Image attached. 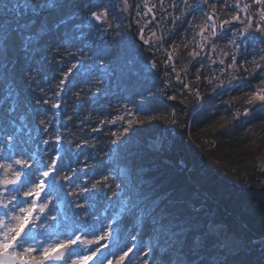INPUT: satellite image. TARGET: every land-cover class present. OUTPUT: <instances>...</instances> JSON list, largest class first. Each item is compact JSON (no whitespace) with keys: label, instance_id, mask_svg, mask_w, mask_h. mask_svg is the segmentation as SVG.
<instances>
[{"label":"snow or ice","instance_id":"1","mask_svg":"<svg viewBox=\"0 0 264 264\" xmlns=\"http://www.w3.org/2000/svg\"><path fill=\"white\" fill-rule=\"evenodd\" d=\"M142 4L147 7L146 0H0V126L18 131L17 123L31 122L41 115L37 108L49 104L57 110L54 117L59 116L62 95L72 92L68 87L72 77L86 85L73 93L74 103L87 99L103 116L91 131L104 133L108 126L119 125L100 149L102 157L96 151L99 137L73 140L58 128L54 136L38 142L47 147L33 153L27 141L13 143V133L7 134V151L13 147L17 151L8 155L0 144L4 161L0 162V264H95L113 241L123 243L109 253L116 264H264V219L256 230L248 223L219 219L211 203L217 193L183 160L171 159L173 129L152 121L177 124L176 112L172 110L169 120L151 115L157 109L145 107L158 93L148 90L145 96L136 91L141 64L138 50L126 39L131 25L123 23L130 10L139 18L137 25L153 8L161 19L168 17L172 27L167 34L157 36L149 29L145 35L156 14L137 29L143 45L159 51L158 44L177 34L189 16L194 22L197 17L192 14L199 12L205 26L195 25L200 30L193 40L197 36L200 40L190 50L191 58L197 60L205 48L215 51L214 41L227 29L231 49L224 55L229 67L243 69L247 75L239 79L251 88L249 76L264 84V0H158L147 12ZM218 4L224 17L217 15ZM50 53H63L74 62L64 67L69 62L50 60ZM170 61L171 53L166 67ZM54 62L60 76L56 91L45 98ZM147 63L152 70L157 68V60ZM218 63L223 65L224 60ZM200 67L205 65L200 62ZM171 68L175 71L174 63ZM176 79L182 88L189 87L179 76ZM232 87L230 78L213 91L228 92ZM130 93L140 101L130 99ZM248 104L245 116L257 107L264 110V88L254 90ZM91 119L92 112L81 124ZM38 122L47 133L52 121ZM144 124L154 130L137 127ZM65 159L67 164L61 167ZM100 264L113 260L106 256Z\"/></svg>","mask_w":264,"mask_h":264},{"label":"trees","instance_id":"2","mask_svg":"<svg viewBox=\"0 0 264 264\" xmlns=\"http://www.w3.org/2000/svg\"><path fill=\"white\" fill-rule=\"evenodd\" d=\"M224 13L225 10L221 11V13L219 12L218 15L224 17ZM125 17L126 19H124L123 23L125 26H128V16L126 13ZM226 32L229 33L228 30ZM132 33L133 31L130 28L126 34V39L130 46L134 45L135 49L138 50L141 64V75L136 91L143 93L145 96L148 95V90L158 93L155 97H149V102L145 103L146 108L157 109L151 115L157 117L164 115L171 120L170 114L172 110L174 109L176 112L175 119L178 122L177 124L169 123L168 125H163L159 120L152 121L153 125L173 129L172 139L175 147L170 153L171 159L178 161L179 152H182L187 168L192 167L194 175L200 178L201 176H207L203 178L206 182V187L217 193L216 198L211 203L213 205L212 210L219 219L226 222L248 223L254 230L258 229L262 219H264V187L260 183V177L253 172L252 166L255 162L264 159V110H260L257 107L249 116L243 115L245 109L250 108L248 101L251 99L254 89L247 87L242 92L237 93L233 87L232 93L235 94L234 97L224 100L216 99V94L206 88L204 77L198 82H192V87L204 94L206 99L190 119L189 131L191 138H193L191 143H193L190 144V141L187 143L181 142L179 146L177 134L183 122L184 112L196 110L198 103L191 96L185 97L182 106L176 100L168 98L184 93V88L175 80L177 75L163 63L157 64L155 70L148 67L147 62L153 60L156 50L149 49L146 45L140 46L137 44L132 38ZM178 45L179 47L175 49L176 52L181 53L180 57L186 59V50L182 48L181 42ZM70 50L74 51V49ZM53 57H55V61H60L61 59L67 60L69 63L63 65L64 67H69L70 63L74 62L72 57L65 56L63 53H50L48 58L51 60ZM158 65L160 69H158ZM59 76L60 69L54 62L49 69L48 79L46 80V84L50 85V87L46 88L49 96L56 91L55 85L58 83ZM249 79L252 86L264 88V84L259 82L258 77L253 78L249 76ZM169 80L171 84L168 83ZM71 81L68 87L72 89V92H65L62 95L59 116L54 117V113L57 110L53 109L51 104H49L47 106H39L37 111L41 115L32 119L31 122L26 120L23 125L17 123L16 128L18 131L13 132V129L10 127L5 129L3 126H0V144L5 146L6 154L13 155L17 151L15 147L12 148L11 152L7 151L9 145L6 143V136L9 132L13 133V143L16 140L27 141V147L33 153H38L41 148L47 147L38 142L54 136L56 129L59 128L65 137L73 140L83 137H99L96 141V151L101 156L102 152H100V149L109 139L110 132L119 131V125L108 126V129L104 133L92 132L91 128L96 127L99 119H102L103 116L93 111V106L87 102V99L74 103L75 97L73 93L79 91L82 87H86V85L78 77H72ZM77 84L79 87H76ZM164 84L168 86V90L164 89ZM42 86H45V84H42ZM161 90L166 94H160ZM129 96L130 99L134 97L136 102L140 101V96L134 93H130ZM129 107H132L131 103H129ZM90 112H92L91 121L81 124V121ZM114 115L115 113L113 112ZM68 117H71V120ZM140 117L144 120L148 119L144 113H140ZM236 117H239V119H236ZM41 118L52 121V123L47 125V133L42 131L44 125H40L38 122ZM133 118L135 119V117ZM137 127L147 128L148 132L154 130L148 127L147 124L138 125ZM141 134L146 135L148 133L143 132ZM200 138L211 139L210 141L213 142V145L212 148H207L209 151H206L202 147L203 145L200 147ZM76 151L73 148V153ZM83 151L88 152L90 150L84 148ZM37 158L39 159L38 156ZM209 160L217 163L220 161L221 165L233 167V170L208 163ZM66 164L67 159L60 162L61 167H64ZM80 175L83 176V173H80ZM212 175H217L219 179H212ZM243 186H247V188L243 189ZM61 207H63L62 203ZM53 209L55 210V203L53 204ZM118 247H121L120 244L117 245L115 241L111 242L108 250H102L99 253L100 259L107 256L113 260V264H116V257L110 256L109 253L117 252ZM100 259H97L95 264H100ZM89 264H92V262L90 261Z\"/></svg>","mask_w":264,"mask_h":264},{"label":"built area","instance_id":"3","mask_svg":"<svg viewBox=\"0 0 264 264\" xmlns=\"http://www.w3.org/2000/svg\"><path fill=\"white\" fill-rule=\"evenodd\" d=\"M137 3H141V0H137ZM146 3H147V7H143V4H142V11L143 12H147L148 7H151L152 4H154V3L158 4V0H152L151 2H146ZM218 6H220V5L218 4ZM153 14H156V20H154L151 24H149L148 27L151 29V31H155L157 36H160L162 33L167 34L168 29L172 27L170 19L168 17L161 19V14H159L157 12L156 8H153V13H150L148 17L144 18V20L151 19V16ZM175 14L176 13H173V15H175ZM192 15L197 17V19L194 22L192 21V17L189 16L188 17L189 23L184 24L180 30L177 29V34L173 35L167 42H165L163 44H159L160 50L163 52L165 62L167 59V55L170 53L168 50L166 53V47L171 45L170 43H172L173 41L176 43L184 41L188 44H191V49H192L195 46V44L200 40V37L197 36L196 40L194 41L193 36L200 30L199 28L195 27V25H199L200 27L205 26L204 17L201 16V14L199 12L193 13ZM137 19H139V18L136 17L135 13H134V22L135 23H136ZM144 20H141V22H140L141 26H143ZM190 27H192V31H188V29ZM228 37L224 38L223 42L225 45H227V47L230 51L231 45H229L227 43ZM169 41H170V43H168ZM229 62L230 61L228 58V61H224L223 65L219 64L218 62H216V63H203L205 65V67L201 68L200 67V61L198 60V58H197V60H193L192 58H190V61L185 66V69L183 72V74L185 76V78H184L185 83L188 84V78H187V76H189L188 71H189L190 66L193 65V66H196V69L204 71V73L209 76V80H212L211 85H209V83H208V87L210 89L216 87V85L219 84L221 81L226 83L230 78L232 79V83L237 85V88H242L246 84V82L243 79H239V77L241 76L239 69H237V67L235 65L229 67ZM172 63H174V62L173 61L168 62V65L171 66ZM236 63L238 65V64H240V61L237 60ZM175 69L178 70L176 65H175ZM198 76L199 75H196V79L199 78ZM188 86H189V84H188ZM258 89L259 88H257V90ZM186 92L188 94H192V95H195L197 97V92L192 90L190 88V86L188 88H186ZM224 94H225V97L232 96L230 91L225 92ZM199 97L200 98H197L198 100L201 99L200 93H199ZM218 97H220V95ZM200 140H203V143H204V141H206V142L210 141V140L205 139V138H201ZM200 144H201L200 145V147H201L203 144L201 142H200ZM212 145H213V143L210 142V144L203 145L202 147L205 150H209L207 148H212ZM203 148H200V149L204 150ZM252 169L258 175L264 174V161L262 160V161L255 162L252 166Z\"/></svg>","mask_w":264,"mask_h":264},{"label":"rangeland","instance_id":"4","mask_svg":"<svg viewBox=\"0 0 264 264\" xmlns=\"http://www.w3.org/2000/svg\"><path fill=\"white\" fill-rule=\"evenodd\" d=\"M130 2V1H129ZM126 14H127V16H130L129 15V13H127L126 12ZM178 29V28H177ZM178 30H180V29H178ZM150 33H148V35H149ZM168 43H170V41L168 42ZM173 43V42H172ZM172 43H170L171 45H169L168 47H166V50H168L171 54H172V56H173V62H174V64L176 65V67H177V69L178 70H176L175 69V71H172V69H171V66H167L174 74H176L177 76H179L180 77V79H182L183 81H184V83H185V80H184V78H185V76H184V74H183V72H184V69H185V66L189 63V61H190V57H189V55L188 54H186V57H189V60L186 58V59H184V58H182V57H178L177 58V53H175L174 51H175V49H176V47H175V45L174 44H172ZM175 44L176 45H178L179 43H176L175 42ZM167 45V44H166ZM184 43H181V46L182 47H184ZM157 47H159L160 48V45L158 44L157 45ZM166 53H167V51H166ZM217 55H219L218 53H214V51H212L211 49H208V48H205V50H204V52L202 53V60L203 61H205V62H209V61H211V60H216L217 59ZM199 58V57H198ZM153 59H155V60H157L158 61V64H160V63H163L164 65L166 64V62H165V60H164V55H163V52L159 49V51H156V53H154V55H153ZM199 60H200V58H199ZM201 61V60H200ZM202 62V61H201ZM179 67H178V66ZM159 66V65H158ZM158 69H160V66H159V68ZM192 75H194V74H192ZM176 76V77H177ZM190 76V75H189ZM189 76H187V78H188V84H189V81H190V79H191V76H190V78H189ZM175 77V78H176ZM193 78V77H192ZM176 81H177V79H175ZM178 82V81H177ZM47 91V93H48V95L47 96H45V98H48V96H49V92H48V90H46ZM192 95V94H191ZM173 96H175V95H173ZM206 97L204 96V98L202 99V101H204V99H205ZM170 100H176L181 106L183 105V102L185 101L184 100V97H177L176 98V96H175V99H170ZM198 102H200L199 100H197ZM188 124H189V118H187V116L185 115V112H184V116H183V122H182V124H181V126H180V131H179V133L177 134V142L179 143L178 145L180 146V143L181 142H184V143H187V142H189L190 144H192L191 143V140L193 139V138H191L190 136H191V134L189 133V130H188ZM199 142H201L203 145H208V144H210V141H204V143H203V140H199ZM206 151H209V150H206ZM182 153V152H181ZM103 156V153H101V157ZM182 156H183V154H182ZM264 161V160H263ZM208 163H211V164H214V165H216V166H220V167H222V168H224V169H229V170H233V167H231L230 168V166H224V165H221V163H220V161H219V163H217V162H214V161H210L209 160V162ZM188 169H190V168H188ZM217 176V175H216ZM202 178V177H201ZM217 178L219 179V177L217 176ZM260 183H261V185L264 187V174H262V176L260 177ZM246 188H247V186H245ZM120 246L121 247H123V243H121L120 244Z\"/></svg>","mask_w":264,"mask_h":264},{"label":"water","instance_id":"5","mask_svg":"<svg viewBox=\"0 0 264 264\" xmlns=\"http://www.w3.org/2000/svg\"><path fill=\"white\" fill-rule=\"evenodd\" d=\"M133 39H134V41H135L137 44H139L140 46L143 45V43L139 40L138 36H137V37H133ZM164 87L167 89V86H166V85H164ZM178 160H183V156H182V153H181V152H179V159H178ZM183 161H184V160H183ZM211 178H212V179H217V176H216V175H213Z\"/></svg>","mask_w":264,"mask_h":264}]
</instances>
